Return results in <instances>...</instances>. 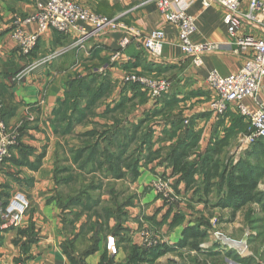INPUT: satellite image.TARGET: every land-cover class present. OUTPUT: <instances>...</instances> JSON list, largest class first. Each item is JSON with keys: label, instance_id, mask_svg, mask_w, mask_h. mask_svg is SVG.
I'll use <instances>...</instances> for the list:
<instances>
[{"label": "crops", "instance_id": "0c3cea01", "mask_svg": "<svg viewBox=\"0 0 264 264\" xmlns=\"http://www.w3.org/2000/svg\"><path fill=\"white\" fill-rule=\"evenodd\" d=\"M47 1L0 0V99L3 101L4 117L18 131L20 142L14 147L12 158L0 165V264H73L64 246L75 239L73 255L79 259L80 253L86 250L95 234L92 225L103 221L94 210L104 212L97 204L93 209L83 210L84 213L68 219L69 213H73L71 208L62 210L59 207L53 187L56 177L54 170L59 152L63 150L62 144L78 149L82 145L81 135L92 130L94 123L112 125L118 118L127 126L137 123L148 113L150 121L153 119L151 127H154L152 153L149 155V151L146 152L148 156L142 161L136 179L129 175L125 177L139 197L126 209L131 217L124 221V229L118 235L109 230L116 223L111 217L109 228L101 232L97 250L84 258V264H103L105 254L113 259L112 264L125 261L127 248L133 244L147 248L158 244L169 246L170 250L153 264H192L195 256L208 264H244L234 258L237 254L235 251L212 242L210 228L216 218L215 226L226 235L236 238L247 232L256 235V226L246 219L249 205L236 212L231 207L218 205L220 192L215 187L210 192L200 191L199 186L203 182L200 173L197 172L195 181L188 185L181 179L182 172L175 170L165 159L168 149L177 142L185 127H191L193 135L186 138L187 146L194 144L189 154L190 160L208 151L215 161L219 160L229 167L241 161V158L229 161L228 157L222 160L215 152L219 148L218 143L224 141L219 151L226 155L228 142L230 150L235 143L234 137L240 136L243 130L235 124V118L240 114L234 109L223 115L212 110L211 101L215 92L207 81L213 69L229 75L238 71L247 59V55L237 49L228 32L225 8L217 3L204 7L201 0H196L189 7L188 12L196 16L198 24L197 32L192 35L193 42H211L221 46L204 54V65L195 66L192 58L180 48L178 26L167 23L154 3L144 4V0H74L98 14L120 18L142 34L164 29L166 39L162 55L154 56L144 47L141 37H134L124 51L114 58L124 32L113 30L91 38L85 47L72 49L50 62L36 65L21 77L24 68L77 37H66L54 29H48L40 36L30 54L22 52L11 36L15 16L24 17L34 13L39 2ZM244 5L247 7L248 0ZM35 27L31 26L30 29L35 30ZM243 32L257 37L264 35L260 27L252 24L245 25ZM97 69H102L103 77H108L110 91L98 101L93 115L84 122L75 123L71 132H60L58 123L55 124L53 119L61 101L65 99L68 80L76 74L85 76ZM130 72L166 77L172 82V88L163 98L153 100L142 85L139 91L136 82L124 80ZM259 95L260 100L264 101V80ZM122 100L124 111H112ZM86 102L82 100V106ZM246 102L251 108H256L252 98ZM131 106L133 108L128 111ZM155 111L158 113L154 115ZM173 115L180 116V126H174L177 119ZM242 147H236L237 153ZM156 176L169 180L176 197L174 203L166 202L151 188L150 183ZM110 179L119 181L123 178ZM17 190L27 194L30 206L20 226H3V211ZM181 199L183 201L177 203ZM205 221L209 223L206 225ZM145 228L153 232L157 243L151 246L143 243L142 231ZM193 229L207 232L208 237L196 239L187 232ZM187 234V243L181 244ZM110 236L115 237L116 253L108 249ZM204 243L210 244L209 248H202ZM249 248L256 259L255 262L253 258L249 264H264V245L258 249L259 252L251 249V246Z\"/></svg>", "mask_w": 264, "mask_h": 264}, {"label": "built area", "instance_id": "2783aa9c", "mask_svg": "<svg viewBox=\"0 0 264 264\" xmlns=\"http://www.w3.org/2000/svg\"><path fill=\"white\" fill-rule=\"evenodd\" d=\"M196 0H144V4L154 3L164 15L169 24L179 28V45L184 54L192 58L195 66L205 63L204 54L220 49V44L205 42L194 43L192 35L197 32L198 24L195 15L188 12L189 7ZM204 7L219 4L225 8V22L228 32L237 44V49L247 55L246 62L236 72L223 75L218 70L209 72L207 81L215 92L211 101V107L219 115L225 114L229 109H234L250 122L251 138L264 137V101L260 100V90L264 80V35L257 37L252 33H244L243 28L247 24L260 27L264 32V0H201ZM14 28L11 36L16 40L20 49L25 54H30L36 47L40 36L48 29H54L66 37L75 36V40L64 45L42 59L30 64L21 71L24 76L36 65H41L58 58L68 51L85 47L89 40L99 34L113 30H122L123 37L120 40V49L114 58L120 55L132 42L134 37H141L144 47L154 56H161L165 44L166 34L164 29H155L149 34H142L136 27L128 24L120 18H110L98 14L84 7L74 0H48L39 2L37 10L27 16H15ZM36 26L35 30L30 29ZM127 82H136L148 91L151 99L156 100L169 92L171 81L165 77L155 78L147 74L130 72L125 75ZM248 98L254 100L256 108L253 109L246 102ZM3 101L0 99V163H4L13 156V149L19 143L18 131L12 128L3 118ZM249 141V140H248ZM156 193L168 203H174L176 197L173 194L169 180L162 176L155 177L151 182ZM30 206V199L22 190L15 191L4 211L3 226H20ZM213 220L211 236L213 243H219L226 250L235 251L241 258L250 255L249 233L241 239L232 238L216 227ZM143 243L151 246L157 243L153 232L148 228L142 231ZM210 244L204 243L202 248H209ZM205 246V247H204ZM108 249L112 253L117 252L115 237L110 236ZM184 264V263H177Z\"/></svg>", "mask_w": 264, "mask_h": 264}, {"label": "trees", "instance_id": "16d2710c", "mask_svg": "<svg viewBox=\"0 0 264 264\" xmlns=\"http://www.w3.org/2000/svg\"><path fill=\"white\" fill-rule=\"evenodd\" d=\"M135 85H137V89L141 88V84L136 83ZM109 91L110 84L108 77H103L97 72L70 78L67 83L65 99L61 101L60 108L56 111V117L53 119L55 124L58 123L57 128L61 127L59 128L61 129L60 132L62 131L65 134L71 132L75 123L84 122L88 116L93 115L98 101L106 96ZM82 100L87 101L85 106H82ZM118 110L124 111V100L112 108V111ZM157 113L155 111L154 115ZM173 116L177 119V122H174V126H180V116ZM240 116L235 118L236 125L243 123L244 117L242 115ZM2 118L6 121L3 111ZM150 118L151 116L148 113L145 118L139 120L137 123H132L131 127H126L123 125L122 120L116 118L112 125L106 126L102 130L95 127L83 133L81 135L83 138L81 147L72 150L73 162H76L82 171L85 169L88 170L89 168V172L101 170L107 177L122 179L129 175L132 179H136L140 174L142 161L148 156L145 155V151H149V155L152 153L154 131L149 123ZM240 128L242 129L241 126ZM192 135L191 127H185L177 142L172 144L168 149L165 156L166 161L173 165L175 170L182 172L181 179L185 180L188 185L195 181V174L197 172L200 173L203 176V182L199 188H203L204 192H210L215 187L220 192L218 205L231 207L234 212L249 205L246 216L249 224H251L254 220V209L250 206L251 203L257 201L264 211V191H261L259 188V182L264 177V159L259 164L251 162L252 157H260L262 155L264 157V137H261L262 139L256 144L257 154L254 156L248 155L244 160L242 159L235 165L229 167L219 160L215 161L212 153L208 151L200 154L199 158L190 160L189 154L192 152L191 149L194 144H188L187 146L186 138ZM134 141L137 142L135 150L127 155L130 144ZM223 143L224 141L218 143L219 148L215 149V152L217 151L219 154L222 152L219 150ZM19 144L20 142L16 146ZM44 153L45 151H43V155ZM2 164L0 163V165ZM57 172H59V167L57 168L56 166L55 173ZM58 177V174H56V178ZM72 177L71 175L63 179L68 182ZM92 188H94L93 184L89 185L87 190L83 189L77 194H70L68 197H64L59 193L54 198L62 210L68 209L71 206H81L84 208L83 210H91L97 205L89 198L90 194L88 191ZM119 197L120 194L113 197L112 207L102 209L104 214L98 210H94L97 217H102L103 221L95 222L92 225L91 229H94L95 234L86 250L80 253L79 259L73 255L76 250L75 238V240H70L72 241L71 243L64 246L65 253L69 255L73 264H84V258L97 250L101 232L109 228L108 221L111 217L115 219L116 223L109 230L117 235L121 234L125 221L123 215H126L123 207L127 204H132V201L129 200L128 202L120 204L119 200H117ZM79 214L77 213V216ZM64 222H66L65 218ZM208 223L206 222V225ZM187 232L193 234L196 239H206L208 237L207 232H199L194 229L187 230ZM188 237V234L185 235L181 244H186ZM127 250V259L116 264H153L159 257L169 251L170 247L165 244H158L147 248L133 244L128 246ZM234 258L244 264H249L251 260H254L253 258H241L238 254H235ZM102 262L103 264L114 263L113 259L108 257L107 254L103 255ZM192 264L208 263L205 260H201L198 256H195L192 258Z\"/></svg>", "mask_w": 264, "mask_h": 264}, {"label": "rangeland", "instance_id": "374dc122", "mask_svg": "<svg viewBox=\"0 0 264 264\" xmlns=\"http://www.w3.org/2000/svg\"><path fill=\"white\" fill-rule=\"evenodd\" d=\"M94 72H97L101 76H103V73H104L102 69L101 70L97 69V70L91 71L89 74L94 73ZM75 76H83V75L76 74ZM151 76H153L155 78L162 77V76H155V75H151ZM171 88H172V82H171ZM171 88H170V90H171ZM146 92L148 93L147 90H146ZM166 94H164V95H166ZM164 95L161 98H163ZM148 96H149V98H151L149 93H148ZM132 108H133V106L129 107L128 111H130V109H132ZM109 113H112V112L109 111ZM237 117H241V116L237 115ZM152 121H153V119L151 121H149L151 126L153 125L151 123ZM102 125L108 126L109 124L94 123L92 126L94 128L95 127L98 128L99 130H102L103 128L106 127V126H102ZM128 126L131 127L132 124L127 125L126 127H128ZM239 126L242 127L243 133L240 136L237 135L236 137H234L236 139H235V143L233 144V147L230 149L231 153L229 150V142H228V153L226 155L224 152H221L219 154V156L222 157V160H226V157H228L229 161H231V159H237V158L238 159L241 158L240 160H242V157H243V159H245L248 155L254 156L255 154L258 153L256 144H258V141L261 140L262 138H251L249 136L252 133V127H251L250 122L247 121L246 119L243 118V123L239 124ZM59 128H61V127H59ZM82 140H83V138L81 139L80 143L81 142L83 143ZM101 142L105 143L104 141H101ZM136 144H137L136 141H134L130 144L127 155L130 154V152H134ZM242 146H244V147H242ZM72 147H68V146H65L64 144H62L63 150H61L59 152V159L56 161V166H57V168L59 167V172L55 173V176H56V174H58L59 177L58 178L55 177V183H54V187H53L54 195L60 193L64 197H68L70 194H77L79 191H81L83 189L87 190L88 186L93 184L94 188H92L88 191L90 194L89 198H91V200L94 202V204H99L98 207L100 206V208L112 207L113 206L112 205L113 197L116 196L117 194H120V193H121V196L119 197V199H117V200H119L120 204L128 202L129 200H131L133 203L136 198H139L136 195V193L133 192V189L131 188V183L128 182L126 178H123L122 180L116 181V180L110 179L111 177L109 178V176L107 177L101 170H97L96 172H89L88 171L89 168H88V170L85 169L84 171H82L80 166L78 164H76V162H73V159H72L73 151L72 150L75 147H73V148ZM236 147L237 148L242 147L243 149L240 151V153H237ZM146 152L147 151H145V154H146ZM263 159H264L263 155L260 157H254V158L252 157L251 162L259 164L262 162ZM54 172H55V170H54ZM71 175L73 177L70 179V181L66 182V180L63 179V178H67ZM60 178H62V179H60ZM150 186H151V183H150ZM151 188H152V186H151ZM259 188L261 191H264V177L259 182ZM112 189H113V192H112ZM202 190L203 189H201L200 191H202ZM182 201L183 200L181 199L177 203H180ZM130 205H132V204H127L125 207H123L124 211H126V209ZM250 206L254 209V217H253L254 220L252 221L251 225L256 226L255 229H257L256 230L257 234L256 235L252 234V232L249 233V246H251V249L252 248L255 249L256 252H259L258 249L262 245H264V211L262 210L261 205L257 201L252 202ZM69 208H71L73 213H69V215L67 216L68 219L73 218L74 216L77 215V213H81V212L84 213V211H83L84 208L81 206H71V207H68V209ZM257 213H259V214H257ZM211 216H214V215H211ZM130 217H131V215H128V213H126L125 216L123 215V218L125 220L127 218L129 219ZM246 219H247V216H246ZM211 228H212V226H211ZM245 234L246 233H244V235ZM244 235L242 237H244ZM231 237L236 238L235 236H231ZM242 237L236 238V239H241ZM250 252H251L250 255L248 257H245V259L254 258V256H252L253 252L252 251H250ZM260 254H261V252H260ZM262 254H264V252ZM260 256H262V255H260ZM261 258L263 259V256ZM255 262H256V259H255Z\"/></svg>", "mask_w": 264, "mask_h": 264}]
</instances>
